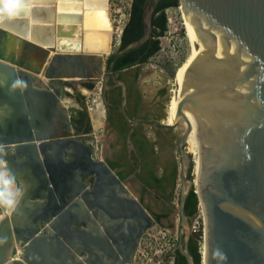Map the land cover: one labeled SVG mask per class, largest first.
Wrapping results in <instances>:
<instances>
[{"label": "water", "instance_id": "95a60500", "mask_svg": "<svg viewBox=\"0 0 264 264\" xmlns=\"http://www.w3.org/2000/svg\"><path fill=\"white\" fill-rule=\"evenodd\" d=\"M4 1L30 0H0V15L12 8L4 9ZM33 3L23 11L31 18L0 24V145L8 149L9 168L27 185L10 215L0 209V264H69L78 212L93 206L124 233L120 239L127 242L119 251L121 263H129L155 217L108 162L97 158L99 140L90 144L84 137L93 127L88 134L71 128L73 109L63 103L70 81L107 84L114 74L112 69L104 75V56L112 50L109 0ZM179 3L197 51L187 71L185 111L173 125H136L178 132L177 212L185 222V202L195 189L205 216L206 264H264V0ZM96 11L105 20L98 27L90 18ZM154 11L152 6L146 12L143 38L127 50L151 39ZM46 38L49 44L41 45L38 40ZM122 113L131 124L123 108ZM193 113L202 145L196 182L189 177L194 161L186 149ZM178 250L195 264L182 237Z\"/></svg>", "mask_w": 264, "mask_h": 264}, {"label": "flooded vegetation", "instance_id": "af4514ba", "mask_svg": "<svg viewBox=\"0 0 264 264\" xmlns=\"http://www.w3.org/2000/svg\"><path fill=\"white\" fill-rule=\"evenodd\" d=\"M160 1L161 0H158V3L156 4L155 0H148L146 12L152 6L156 7ZM169 8L171 7L166 9ZM123 30L124 28L122 29V35ZM148 42L150 45L152 44L149 39L143 44L128 50L126 49L128 45L125 47H121L120 45L119 48L112 49L111 54L108 55L104 61V75L110 74L109 72L112 69L114 70V74L109 76L107 84L105 81L102 82L100 102L105 110L106 121L109 127L112 128V132L115 133V142L111 144V147L113 148L112 154L107 155L103 159L106 160L109 165L111 164L110 166L114 170L117 168L119 169V176L121 179L125 180L126 183L128 181H135L140 185L141 196L139 199L154 215V223L167 225L173 230L176 227L177 222V250L172 264H183V261L188 264L185 256L179 252L178 246L181 241V237L182 244L187 246L188 250L190 241L194 239L196 240V236L191 231V225L198 214V208L201 206L198 203L197 212L194 215L186 214L187 219L185 222L183 221L182 217L177 212L180 204V194L176 188V179L168 174L166 168L162 175H158L157 170H159L161 161L147 134L148 130L152 129L153 131H162V129L149 125H136V122L138 121H163L159 120L163 116L161 104H146L143 101V90L140 86V73L144 65L148 63L142 62L144 56L149 51L147 47L144 48V45ZM121 49L125 50L121 55H119L118 52ZM131 50L136 53L139 63L128 68H123L121 71L116 70L115 65L117 63V59L122 58V56ZM114 55H116V59L110 63V58ZM120 82H124V85L126 86L125 93ZM95 84L91 82H83L80 85L86 92L87 90H93ZM68 86H73L76 91V94L74 95L75 104L72 106V121H74L76 125H72L71 128L77 133L88 134L92 128V121L85 92H83L79 86L77 87L74 85V83H70ZM66 95L70 96L68 93ZM103 97L105 102H107V105L104 104ZM122 108L126 112L127 116L132 120L131 124L125 119L122 113ZM84 137L90 142V144L93 143L91 140L96 138L93 133L85 135ZM160 137H162L161 142L170 143L173 149L176 150L175 144L178 141L179 135H177L175 130H167L164 134L162 133V136ZM97 144L98 149L96 155L97 158L100 159L102 158L101 154L103 153V148L101 144ZM173 161L175 162V159H173ZM190 173L189 177L192 176ZM155 177L159 179V182L155 183ZM89 182L92 183V180ZM145 195L152 198L151 201H156V209L151 207L152 204L146 205ZM78 214V223L73 226L75 230V233L73 234V246L70 247L72 257L68 259V263L122 264L121 261L123 259V252L119 251V245L120 248H122V245L127 242V238L124 237L123 239H120L121 234L124 233L117 229L116 225L112 224L109 214H107V212L99 206H93L89 208L87 212L84 213L80 211ZM174 214H176L175 223L173 219ZM158 215L166 216L158 219L157 221ZM141 238L142 237H140L138 241L134 256L139 247ZM193 258L195 262V257L193 256ZM130 262L126 264H130Z\"/></svg>", "mask_w": 264, "mask_h": 264}, {"label": "rangeland", "instance_id": "374dc122", "mask_svg": "<svg viewBox=\"0 0 264 264\" xmlns=\"http://www.w3.org/2000/svg\"><path fill=\"white\" fill-rule=\"evenodd\" d=\"M131 3L132 0H111V4H110V9H109V13L111 15V22H112V38H113V42H114V49L116 47V40H117V36L120 33V31L124 28L125 24L128 21L129 18V12H130V7H131ZM173 9L171 10L174 14L176 12L177 16H180V13L177 9L174 10V7H172ZM186 29V28H185ZM184 36V34L182 35ZM184 41V45L186 46V52H185V56H184V60L188 54V52L190 53L189 50V40L188 38H186V35L183 38ZM152 59V58H151ZM149 60L148 63L145 65V73L146 74H155L156 72L159 73V75H162L161 77V82L162 85L164 86L163 88V93L162 95H160L162 97V103H161V107H162V111H163V120L166 119V115H167V106L170 100V90L173 87L174 81H175V75H176V69L168 62H163V63H156V58L154 57L153 60ZM183 60V62H184ZM182 62V63H183ZM152 76V75H151ZM157 81H160V79H158ZM74 81H70V83H73ZM158 83V82H156ZM77 87L79 86V88L84 92V88L81 87V85L79 83H76ZM98 83H96L97 85ZM87 90V89H86ZM101 88L100 85L98 84L95 91H94V95L93 97H89V93L86 91L85 92V96H86V101L88 103V107L89 106H93V104L97 105V104H101ZM159 92V90H158ZM158 92L157 90H153V92L151 93L150 97H152L151 99H154L158 96ZM94 99L97 100L98 102L95 103ZM177 132V131H176ZM177 135L178 132H177ZM163 143V154L166 156L165 157V168L168 171V174L170 176H173L174 179H176V188L178 189V193L180 194V179H179V163H180V158L178 153L176 152V150L173 149L172 145H170V143L168 142H162ZM172 157H174L175 162L172 160ZM193 164V168H192V172L190 173V175L193 174V170H194V162ZM193 178L194 174L192 175ZM191 176V177H192ZM127 186L130 190V192L134 195L137 196L138 198H140L141 196V187L140 185L135 182V181H128L127 182ZM178 194V195H179ZM177 195V196H178ZM152 198H149L148 195H145V203L146 205L148 204H152L151 207H153L154 209H156V201L154 202L151 201ZM173 219H174V223L176 222V214L173 215ZM160 226L164 227V228H168L170 229L167 225H162L160 223H158ZM171 232L173 234H175L177 236V222H176V227L172 230L170 229ZM175 232V233H174ZM196 238L198 239V244L199 247H201L202 243H203V239L202 237H200L199 235H196ZM168 249V246H164L163 248L158 246L156 242H153L152 244H149V240H148V248H146L145 244H142L141 246V252L138 253L136 259L133 260V264H156L157 260L155 258L157 257L156 252L161 253L162 251H166ZM161 250V251H160ZM143 253V254H142ZM156 254V255H155Z\"/></svg>", "mask_w": 264, "mask_h": 264}, {"label": "built area", "instance_id": "2783aa9c", "mask_svg": "<svg viewBox=\"0 0 264 264\" xmlns=\"http://www.w3.org/2000/svg\"><path fill=\"white\" fill-rule=\"evenodd\" d=\"M180 4L174 7V10L179 11L180 16H177L171 11L173 8L166 9V18H167V29L166 31L158 37L160 48L155 55H153L150 59L156 58V63H163L168 62L170 63L175 69H177L183 62L186 46L184 45L183 38L186 34V29L184 26V19L182 17L181 10L179 9ZM184 34V36H182ZM121 37H122V30L117 36L116 40V47L115 49L119 48L121 45ZM114 42L112 38V49H114ZM102 82L103 80H98L97 83L100 85L102 89ZM97 84V85H98ZM97 85L95 84L94 90L96 89ZM193 175V174H192ZM205 217L204 212L201 207L198 208V214L196 218L193 220L191 225V231L193 234L199 235L203 239V243L201 247H199V251L202 255V249L205 248ZM148 240L149 244L156 242L158 246L164 247L165 245L168 246V249L161 253L156 252L157 260L156 264H165L169 263L172 264L175 259V254L177 250V236L171 232L170 229L164 228L160 226L158 223H154L150 228H148L145 233L143 234L139 247L136 251L135 256L133 257L130 264H133V260L136 259L139 252H141L142 244H145L146 248H148ZM161 251V250H160ZM143 254V253H142ZM155 254V255H156Z\"/></svg>", "mask_w": 264, "mask_h": 264}, {"label": "bare ground", "instance_id": "6f19581e", "mask_svg": "<svg viewBox=\"0 0 264 264\" xmlns=\"http://www.w3.org/2000/svg\"><path fill=\"white\" fill-rule=\"evenodd\" d=\"M20 4H26L24 2H11V3H6L4 1L3 3V8L5 9V7H12L9 8V14L10 16H13L14 18H18V19H25L26 17L31 18V14H27L25 15V13L23 12L24 9L26 8H31V6H33L35 3H33V0H30L29 3L27 5H24L23 8H19L18 5ZM101 9V7H99ZM179 9L181 10L182 13V17L184 19V26L186 28V34H187V38L189 40V50L190 53L188 52L184 62L176 69V75H175V81L173 84L172 89L170 90V100L167 106V115H166V119L164 120L165 124H170L173 125L175 123H178V121L181 119V117L183 116V113L185 111V103L188 101L189 98V93H190V87H189V82L187 79V71L190 67L194 66L196 63V59H197V51H196V46L193 40V37L191 35L189 26L187 24L186 21V16H185V10L183 8V6L180 5ZM107 12H108V16H109V4H108V8H107ZM5 13V12H3ZM93 15H91L90 18H93V16L97 15L100 17V19L102 20V24L103 25L105 23V20L103 18V13L96 11L95 13H92ZM3 15V14H2ZM26 16V17H25ZM110 18V16H109ZM99 20V21H101ZM111 21V19H110ZM112 23V22H111ZM33 23H29V25ZM83 24V23H82ZM78 25V24H76ZM95 25V24H93ZM100 25H95V26H100ZM29 40L32 39L31 34L29 32V37H27ZM41 45L43 46H47L50 42L49 38H46L45 40L42 39L41 41L38 40ZM48 41V42H47ZM47 49H49L47 47ZM52 54H54V52L51 50V56ZM190 115V120L192 121L193 124V130L187 140L186 143V149L188 151L189 154L192 155L193 157V161H194V170H193V174H194V180L195 182L197 181L199 175H200V171H201V149H202V145H201V141H200V137H199V125L198 122L196 120L195 114H189ZM8 215L11 214V212H7ZM18 256L20 255V253L22 252L21 249L18 247ZM202 259L203 262L202 264H206V246L205 248L202 249Z\"/></svg>", "mask_w": 264, "mask_h": 264}, {"label": "trees", "instance_id": "16d2710c", "mask_svg": "<svg viewBox=\"0 0 264 264\" xmlns=\"http://www.w3.org/2000/svg\"><path fill=\"white\" fill-rule=\"evenodd\" d=\"M148 0H132L130 18L124 27L122 35L121 47H125L133 42L141 40L145 34L146 24H145V12ZM179 0H161L160 3L155 7V11L152 18V38L150 39L151 45L146 43L144 48H148V53L144 56L142 62H148L150 58L157 53L160 48L158 37L162 35L167 29V18L165 9L168 7L178 6ZM143 49V48H142ZM116 59V55L110 58V63ZM139 63L137 60V55L134 51H129L122 58L117 59L115 65L116 70L121 71L123 68H128L130 66ZM164 118V117H163ZM114 166V165H113ZM193 164L190 170L192 171ZM155 183L159 182L157 177L154 178ZM199 199L198 195L193 189L185 203V212L187 215H194L197 212ZM166 215H158V219L165 217ZM189 251L195 257V264H202V255L199 251L198 239L191 240L189 243ZM186 264L185 261L182 262ZM169 264V263H165Z\"/></svg>", "mask_w": 264, "mask_h": 264}, {"label": "crops", "instance_id": "0c3cea01", "mask_svg": "<svg viewBox=\"0 0 264 264\" xmlns=\"http://www.w3.org/2000/svg\"><path fill=\"white\" fill-rule=\"evenodd\" d=\"M110 4H111V0H109V9H110ZM95 13V12H93ZM110 19H111V15L109 13ZM93 24L95 25H100L102 24V20L100 19L99 16L95 15L93 16V18H91ZM101 20V21H99ZM53 55V54H52ZM107 56H104V61L106 60ZM145 68L146 66L144 65V67L142 68V71L140 73V86L143 90V101L146 104H161L162 103V97L161 92L163 93V88L164 86L162 85L161 82V76L159 75V73H155V74H146L145 73ZM158 79H160V81H157ZM158 82V83H156ZM74 83V82H73ZM120 84L122 85L123 89H124V93H125V88L126 86L124 85V82H120ZM74 85L77 86V84L75 83ZM66 89L68 90V94H70V96H67L63 98V103H65V105H69L74 106L75 102H74V95L76 94V91L74 90V87H66ZM153 90H159L158 92V96L154 99H151L152 97H150L151 93L153 92ZM94 89L93 90H87V92L89 93V97H93L94 95ZM85 92V91H84ZM94 102L97 103L98 101L94 99ZM89 110H90V114H91V121H92V127H93V135L99 140L98 143L102 145L103 148V153L101 154L102 158H105L107 155H111L113 152V148L111 147V144L113 142H115V138H114V132H112V128L109 127L107 121H106V117H105V110L102 107V104H93V106H89ZM159 120H163V117ZM167 130H162V131H153L148 130L147 134L148 137L150 139V142L152 144V146L154 147V150L156 151V153H158V157L161 161V164L159 165V170H157L158 175H162L164 170H165V155L163 154L162 150H163V143L161 142V138L160 136H162V133L164 134V132H166ZM101 142V143H100ZM115 149V148H114ZM174 159V157H172V160ZM111 165V164H110ZM113 166V165H112ZM117 173L119 172V169L117 168L115 170ZM119 175V173H118Z\"/></svg>", "mask_w": 264, "mask_h": 264}, {"label": "clouds", "instance_id": "9594fccd", "mask_svg": "<svg viewBox=\"0 0 264 264\" xmlns=\"http://www.w3.org/2000/svg\"><path fill=\"white\" fill-rule=\"evenodd\" d=\"M18 7L23 8L24 4ZM11 19L14 17L5 12L0 15V24ZM7 154V147L0 145V209L10 213L15 210L19 200L24 196L27 185L9 168Z\"/></svg>", "mask_w": 264, "mask_h": 264}]
</instances>
